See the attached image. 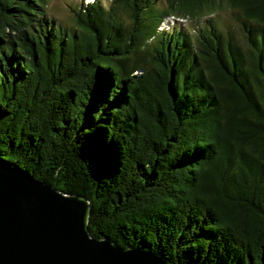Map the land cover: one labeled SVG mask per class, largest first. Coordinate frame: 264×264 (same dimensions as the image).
Segmentation results:
<instances>
[{"label": "trees", "instance_id": "obj_1", "mask_svg": "<svg viewBox=\"0 0 264 264\" xmlns=\"http://www.w3.org/2000/svg\"><path fill=\"white\" fill-rule=\"evenodd\" d=\"M158 1L0 0V159L86 197L93 237L264 264V0Z\"/></svg>", "mask_w": 264, "mask_h": 264}, {"label": "water", "instance_id": "obj_2", "mask_svg": "<svg viewBox=\"0 0 264 264\" xmlns=\"http://www.w3.org/2000/svg\"><path fill=\"white\" fill-rule=\"evenodd\" d=\"M89 200L0 159V264H166L138 247L93 237Z\"/></svg>", "mask_w": 264, "mask_h": 264}, {"label": "rangeland", "instance_id": "obj_3", "mask_svg": "<svg viewBox=\"0 0 264 264\" xmlns=\"http://www.w3.org/2000/svg\"><path fill=\"white\" fill-rule=\"evenodd\" d=\"M93 0H48L47 2V12L48 15L63 25H70L73 24V11L72 9H78L81 3L91 2ZM103 5L107 6L110 4L111 0H99ZM158 4L160 7L164 6L163 0H159ZM233 11L229 8H223L218 12L212 14L211 16H206L202 18L205 19H212L214 23L221 28H229L237 38H242V33L239 28L237 21H235L234 16H232ZM174 24H179L181 27H189L194 28L198 24L195 20L190 19H182L173 16H169L165 19L164 24L162 27L164 29H168Z\"/></svg>", "mask_w": 264, "mask_h": 264}]
</instances>
